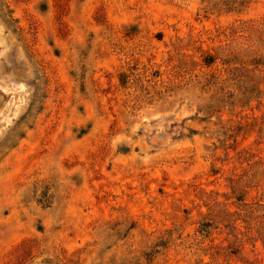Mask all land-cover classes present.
<instances>
[{
  "label": "rangeland",
  "instance_id": "rangeland-1",
  "mask_svg": "<svg viewBox=\"0 0 264 264\" xmlns=\"http://www.w3.org/2000/svg\"><path fill=\"white\" fill-rule=\"evenodd\" d=\"M0 264H264V0H0Z\"/></svg>",
  "mask_w": 264,
  "mask_h": 264
}]
</instances>
